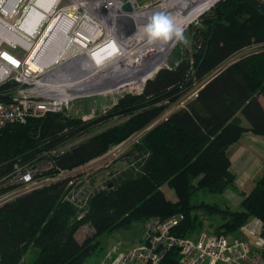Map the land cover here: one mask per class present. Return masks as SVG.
<instances>
[{
    "label": "trees",
    "instance_id": "16d2710c",
    "mask_svg": "<svg viewBox=\"0 0 264 264\" xmlns=\"http://www.w3.org/2000/svg\"><path fill=\"white\" fill-rule=\"evenodd\" d=\"M183 34L175 66L159 68L140 93L120 94L93 123L59 112L0 129V181L43 161L52 162L48 174L72 171L143 131L127 167L103 186L92 180L74 196L64 180L2 204L0 264H25L27 254L30 264H91L103 254L100 237L155 218L181 216L172 230L181 238L202 232L206 219L209 234L227 237L251 219L264 224V169L249 193L239 192L237 210L198 198L235 185L227 152L244 134L264 138V0H219ZM108 119L119 122L52 154ZM83 227L90 233L78 240ZM175 260L173 250L163 264Z\"/></svg>",
    "mask_w": 264,
    "mask_h": 264
},
{
    "label": "built area",
    "instance_id": "2783aa9c",
    "mask_svg": "<svg viewBox=\"0 0 264 264\" xmlns=\"http://www.w3.org/2000/svg\"><path fill=\"white\" fill-rule=\"evenodd\" d=\"M38 1L0 0V129L59 113L80 98L112 95L124 87L117 84L128 73L134 72L135 77L145 74L144 63L150 60L145 48H151L146 45L143 25L163 4V0L157 7L153 4L158 0H54L43 10ZM125 4L131 6L130 12L123 11ZM122 16L132 19V32ZM121 57L126 63L116 65ZM31 63H37L38 68L32 70ZM157 67L143 80L139 92ZM120 76H124L122 80ZM9 84L13 86L6 87ZM77 169L38 181L39 169L15 166L13 173L0 181V189L14 185L10 194L15 199L65 180ZM6 202L9 199L0 198V206ZM181 219L147 220L135 247L122 252L114 248L91 264H163L173 250L176 260L171 264H264L261 220L248 221L236 237L203 232L181 238L172 233Z\"/></svg>",
    "mask_w": 264,
    "mask_h": 264
},
{
    "label": "rangeland",
    "instance_id": "374dc122",
    "mask_svg": "<svg viewBox=\"0 0 264 264\" xmlns=\"http://www.w3.org/2000/svg\"><path fill=\"white\" fill-rule=\"evenodd\" d=\"M149 4V3H148ZM162 4V1H157L155 4H153V7H157ZM215 4V3H214ZM213 4V5H214ZM212 5V6H213ZM210 8V7H209ZM208 8V9H209ZM207 9V10H208ZM205 10V11H207ZM204 11V12H205ZM203 12V13H204ZM201 13V14H203ZM200 14V15H201ZM200 15H198L192 22H194ZM148 22V21H147ZM190 22V23H192ZM189 23V24H190ZM189 24L184 26L183 29H185ZM186 34V33H185ZM184 34V36H185ZM188 40V37H186V41ZM184 42H180L177 40V43L173 46L172 51L167 54V56L161 61L159 67H173L177 64V62L180 60L181 55L183 53V48L185 47ZM251 48V50H257L256 47ZM255 53H257L255 51ZM129 86V85H128ZM124 86L122 87L119 91H117L114 94H109V95H104V96H98V97H90V98H80L74 101H71L64 109L61 111L64 113L66 116L74 117L77 119H80L82 122L85 123H90L93 120H96L98 117L105 115L106 113L104 111L110 110V106L116 101V99L119 97L120 94L124 93H140L138 90V87L133 85ZM91 116V117H89ZM119 120L117 119H108L104 123L96 122L91 125L89 129L83 130L77 134H75L71 139L68 141L64 142L62 145H60L56 150L52 152V154H57L59 152L66 151L74 146H77L81 143H83L85 140L88 138L94 136L101 130H104L108 127H111L118 123ZM93 123V122H91ZM143 131L136 133L132 136H130L127 140L122 142L119 145L112 146L105 154H103L101 157H103L101 160L95 162V163H87L86 165L80 167L79 169L73 171L68 178L65 180H68V186H71L72 184V189L69 191V194H72L75 196V189L76 187H80L81 191H84L85 186H87L92 180L94 182L95 187L103 186L108 180H110V173H118L122 170H124L127 167V163L125 162V155L129 153L131 150V147L138 143L141 140ZM262 138V137H261ZM264 139V138H263ZM249 145H251V152H249L247 158L252 159L254 157V148L253 144L250 142ZM239 146H235L232 148L229 152H227L228 157L230 158L232 162V169L233 173L237 174L235 175V185L228 187L222 195H208V194H199L198 198L201 200L207 201L208 203L211 204H218L221 207H228L231 210H237L239 207V204L241 202V197L239 196V192H244L248 193L249 187H245V184H242L241 178L239 176H242L244 174L249 173L245 169H242L243 162L237 161L238 158L235 155V151ZM256 153V152H255ZM257 153H256V155ZM248 160V161H249ZM237 161V162H236ZM246 161V163L248 162ZM264 162V160H261ZM261 161L260 158L258 157L257 159L253 160L254 165H258V168L261 167ZM236 163V164H235ZM241 163V168L237 169L236 166L240 165ZM256 163V164H255ZM260 165V166H259ZM29 168V167H28ZM30 169H39L41 171L39 174H37V178L40 181L41 179L45 178L46 176H52L54 174H48L52 168L49 164L48 161H43L35 167L30 168ZM231 169V168H230ZM261 170L258 172V174L254 177L251 176L252 179H257L263 169L264 166L260 168ZM242 172V173H239ZM251 179V178H250ZM64 181V179L62 180ZM241 185H240V184ZM252 184V183H251ZM250 184V185H251ZM46 187V186H44ZM7 188V189H6ZM14 188V185H8V187H4L0 189V198L1 200L3 198L9 199L11 201L14 197L12 194H10L11 190ZM6 189V190H4ZM166 193L169 196V198H174V194L171 190L166 189ZM77 195V194H76ZM208 222H211L210 219H206L205 221V228L202 232L200 233H209L211 232V228L209 227ZM214 222V221H212ZM145 223V222H144ZM144 223H136L134 224L129 230H118L114 232L111 235L108 236H102L99 238V243H100V248L103 254H100V257H103L107 252H109L112 249H118L119 251H125L129 250L138 243V240L140 239L142 232L145 231L143 224ZM87 233H90L89 229L87 227H83L76 235L78 240H81ZM199 234V233H197ZM192 235V237L196 236ZM232 237V236H231ZM32 259V254H27V256L24 258V263L25 264H30V261ZM95 260V257L91 258L89 262H93Z\"/></svg>",
    "mask_w": 264,
    "mask_h": 264
},
{
    "label": "bare ground",
    "instance_id": "6f19581e",
    "mask_svg": "<svg viewBox=\"0 0 264 264\" xmlns=\"http://www.w3.org/2000/svg\"><path fill=\"white\" fill-rule=\"evenodd\" d=\"M54 0H39L37 2V5L43 9V10H48L50 6L53 4ZM216 0H163L162 6L157 7L156 11L157 13H162L168 15L170 18L173 19V21L178 24L179 26H186L189 24L192 20H194L198 15L203 13L205 10H207ZM32 13V12H31ZM145 14H143V17ZM144 36V35H143ZM146 40V38H144ZM143 39V40H144ZM175 38L172 40H169L167 43H162V42H156L154 44H146L150 46L151 49L148 47L145 48V54L149 52L148 54L145 55V57L150 58L149 62L147 65L144 63L145 67L147 68V71L145 74H142L139 77H135L136 75H133L130 72L128 73L125 78L120 76V80L122 82H119L117 86H125L129 84V82H133L135 86L140 88V85L142 84L143 80L150 75L156 67L161 63V61L166 57V54L172 47V45L175 42ZM152 51V52H150ZM144 57V58H145ZM166 59V58H165ZM129 64L132 63L130 59ZM127 59L125 57H121L120 59L118 58L115 61L116 65H120L121 62L126 63ZM31 69L35 70L38 68L37 63H31ZM105 69L107 70L108 67L106 66ZM126 82L125 84H122ZM139 90V89H138Z\"/></svg>",
    "mask_w": 264,
    "mask_h": 264
},
{
    "label": "crops",
    "instance_id": "0c3cea01",
    "mask_svg": "<svg viewBox=\"0 0 264 264\" xmlns=\"http://www.w3.org/2000/svg\"><path fill=\"white\" fill-rule=\"evenodd\" d=\"M252 143L253 144V148H254V157L255 158H253V160L254 159H257L258 157L260 158V161L261 160H264V139L263 138H261V137H255V136H252L251 134H244L242 137H241V139L236 143V144H234L229 150H228V152L232 149V148H234L235 146H239L238 148L239 149H237L236 151H235V155H236V157L238 158V160L237 161H242L243 162V166L244 167H242L241 168V163H240V165H237L236 166V168L237 169H240L241 168V170L242 169H245L246 171H248L249 173H247V174H244V175H242V176H239V178H241V181H242V184L244 183L245 184V187H248V186H250L249 188V191H251L252 190V188L254 187V182H255V180L256 179H252V177L251 176H256L257 174H258V172L261 170L260 168L262 167V166H264V162H262L261 161V167H259L258 168V165H254L253 163V160L252 159H250L249 160V158H247V156H248V154H249V152H251V150H253L252 148H251V145H249V143ZM257 153V155H258V157L257 156H255L256 155V153ZM230 159V158H229ZM249 160V161H248ZM236 161V162H237ZM246 161H248L247 163H246ZM230 162H231V160H230ZM245 163V164H244ZM236 164V163H235ZM256 164V163H255ZM260 166V165H259ZM232 162H231V169L230 170H232L233 171V169H232ZM231 171V172H232ZM233 173V172H232ZM239 173H242V172H239ZM234 175H237V174H235V173H233ZM251 178V179H250ZM252 183V184H251ZM240 184V183H239ZM251 184V185H250ZM241 185V184H240ZM245 192V191H244ZM249 193V192H248Z\"/></svg>",
    "mask_w": 264,
    "mask_h": 264
},
{
    "label": "clouds",
    "instance_id": "9594fccd",
    "mask_svg": "<svg viewBox=\"0 0 264 264\" xmlns=\"http://www.w3.org/2000/svg\"><path fill=\"white\" fill-rule=\"evenodd\" d=\"M143 32L148 44L167 43L173 38L180 42H187L183 34V27L176 24L168 15L162 13L151 16L148 22L143 25Z\"/></svg>",
    "mask_w": 264,
    "mask_h": 264
},
{
    "label": "water",
    "instance_id": "95a60500",
    "mask_svg": "<svg viewBox=\"0 0 264 264\" xmlns=\"http://www.w3.org/2000/svg\"><path fill=\"white\" fill-rule=\"evenodd\" d=\"M217 1H219V0H216L214 3H216ZM213 3V4H214ZM212 4V5H213ZM211 5V6H212ZM210 6V7H211ZM123 11H125V12H130L131 11V6L129 5V4H125L124 6H123ZM121 20L124 22V23H126L127 25H128V27H129V31L130 32H132L133 30H134V26H133V21H132V19L130 18V17H128V16H122L121 17Z\"/></svg>",
    "mask_w": 264,
    "mask_h": 264
},
{
    "label": "snow or ice",
    "instance_id": "6c2138e0",
    "mask_svg": "<svg viewBox=\"0 0 264 264\" xmlns=\"http://www.w3.org/2000/svg\"><path fill=\"white\" fill-rule=\"evenodd\" d=\"M110 47H112L114 49V45H110ZM13 63H15V61H13Z\"/></svg>",
    "mask_w": 264,
    "mask_h": 264
}]
</instances>
